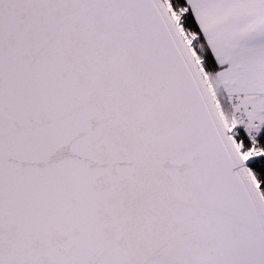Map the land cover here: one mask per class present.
Returning a JSON list of instances; mask_svg holds the SVG:
<instances>
[{"label": "snow or ice", "instance_id": "6c2138e0", "mask_svg": "<svg viewBox=\"0 0 264 264\" xmlns=\"http://www.w3.org/2000/svg\"><path fill=\"white\" fill-rule=\"evenodd\" d=\"M0 264H264V0H0Z\"/></svg>", "mask_w": 264, "mask_h": 264}]
</instances>
